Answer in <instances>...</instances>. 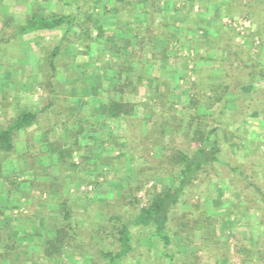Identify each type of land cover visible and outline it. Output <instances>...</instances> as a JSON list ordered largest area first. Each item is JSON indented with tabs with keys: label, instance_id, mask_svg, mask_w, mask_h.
<instances>
[{
	"label": "rangeland",
	"instance_id": "1",
	"mask_svg": "<svg viewBox=\"0 0 264 264\" xmlns=\"http://www.w3.org/2000/svg\"><path fill=\"white\" fill-rule=\"evenodd\" d=\"M6 1L8 4L3 7L5 9L1 8L2 13L14 12L16 8L13 0ZM169 1L173 3L181 1L183 4L189 2V0ZM62 2L63 0H30L29 11L26 12L24 8L23 13L16 12L15 15L24 21L33 11L47 16L56 10V6H61ZM99 2L109 6L117 5L120 9L126 7L125 1L117 3L114 0H77L75 5L62 7V12L78 14L79 24L83 28L79 29L75 26L74 32L66 37L63 36V29L31 34L30 39L26 37V40H30V51L25 54L28 59L27 61L25 59L24 65L18 68L7 66L11 64L10 57L15 55L17 46L16 42L10 41L13 39L10 34L16 30V24L9 20L12 24L5 29L0 19V77L7 83L0 85V128H5L19 112L32 111L37 115L36 121L30 127L15 132L14 149L9 153H0L2 211L0 229L16 231L18 235L14 243L19 248L14 259L9 258L11 263L0 257V264H103L93 250L102 249L105 244L104 240L100 239V235L94 232L98 233L101 230L98 224L106 222V216L114 210L120 214L124 213L123 217L126 218V211L132 212L136 208L146 206L152 193L160 192L172 184L173 177L170 175L174 168L169 157L174 149L191 151L189 136L183 137L181 134L177 136L175 133H170L171 128L159 125L162 121L160 111H164L168 105L152 106L156 98L153 96L156 95L158 88V92L160 88L165 90V86L159 87L156 82L148 83L143 80L139 82L140 86L135 88V92L130 87L124 90V93L119 90L116 93L113 91L114 88L122 87L121 81L116 82L113 79L110 70L119 61L115 57L111 60L105 50L114 40L110 32L112 25L108 23L113 22L115 16L110 15L112 18L109 22L100 17V21H104L102 39H95L93 19L98 12H92L90 7L93 3ZM76 5L84 11L79 10ZM187 6L186 10L189 11L191 3ZM192 10L195 13L201 12V15L205 14L197 26L198 35L206 36L209 30L216 28V25H222L218 11H213L211 8L209 13H205L203 11L205 9L198 2L193 3ZM134 14H129L126 20L121 19V21L137 23V19L134 18L137 11ZM171 15L168 14L164 22L168 25H178L180 32L184 29L181 24L188 25L189 28L194 26L192 15H184L182 11L183 16L175 18L173 16L172 20ZM232 18L245 19L236 14ZM159 21V18L152 17V27L156 28ZM231 27L235 36L231 40L222 42L221 45H228L227 47L232 49V54L236 53L238 60H242L247 66L251 65L252 59L250 57L248 59L245 40L246 35L250 34L254 27L250 22L249 26L243 29ZM224 28L223 35L227 37L228 26L225 25ZM1 29L4 35H1ZM127 35L131 34L127 33ZM181 36V42H185L184 50L193 47L196 48V52H201L200 54L203 55L200 61L197 60L199 61L197 66L200 68L197 77L201 82H205L210 75L207 72L209 67L213 69V77H215V73L221 70L222 46L215 45L210 37L206 41L207 44L199 48L195 43L188 42L189 33L185 30L181 32ZM201 39L204 41V38H199ZM55 46H60V52L56 58V68L52 71L49 66V56ZM133 47L135 44L131 42L130 48ZM191 51L195 54L193 49ZM180 57L170 59L167 65L168 71L165 72L159 71L158 65L153 64L154 69L157 70H154V75L151 72V75L161 82L167 80L168 90L174 94L172 99L175 102L193 96L200 104L203 100L201 86L200 89L196 86L190 72L191 66H183L185 60L181 59L187 57L186 53L183 52ZM259 63L264 65V56L259 58ZM149 65L152 63H148L144 71H147ZM236 65L237 61L228 70L234 83L238 81V75L244 71V69L239 70ZM178 73L180 76H185L184 82L177 83ZM70 96L77 97L75 103L70 102ZM109 96L114 98L121 96L123 100L134 104L136 115L132 117L130 123L127 119L120 118L114 121L106 120L102 127L90 126L89 123L92 121L102 119L97 109L101 103L109 100ZM179 107L180 105H177L176 109ZM150 110L154 113L152 114ZM149 113L148 119L145 115ZM229 118L234 122L227 126L226 122L216 126V133L225 147L224 160L232 167L239 165L244 176H241V179H238V176L230 177V169L224 165L208 167V170L197 177L195 183L185 191L182 203L174 211V218L178 219L189 211L190 206L197 205V209L201 206L202 210L208 212L210 218L218 220L217 223L214 220L215 223L211 226L216 231L218 241L223 244L222 251L219 257H214L213 253L207 250L206 245L204 251L197 252L200 258L198 264L204 262L205 264H243V259L239 257L242 254L240 239L236 240L231 232L232 228L225 227L224 224L237 212L245 213L247 204L245 197H247V205L256 212V219L262 216L258 211L261 206L258 202L260 195L255 193L254 189L256 187L262 191L264 189V160L260 155V151L264 150V114L253 112L245 119H240L238 115H230ZM190 132L188 131L189 134ZM232 135L237 136V142L243 149L255 152L250 156L253 160L257 159V167L250 169V163L245 161L243 153L230 156L237 152L226 146ZM113 139L115 142L119 141L118 145ZM143 161L145 165L141 164ZM246 177L250 185L245 184ZM135 184L137 186H134ZM140 185L141 187L135 190V187ZM129 189L132 192H129ZM63 201L70 212L69 224H66L60 212V204ZM225 208H229L233 214L226 216ZM186 217L191 219V216ZM171 225L174 232L180 231L179 225L185 227L183 233L188 234V239L196 245L195 247L198 248V244L202 245L204 240L192 221L188 225L187 221L174 220ZM51 227L70 228L74 237L70 241L82 242V245H88L89 248L82 256L63 254L60 259L47 262L41 257V242L45 241L46 237L53 236L48 233ZM197 232L200 233L199 239H195ZM220 233L222 234L219 236ZM133 236V245L134 242H138L143 251L152 249V253L146 254L148 256L145 257L144 262L143 258L137 255L130 261L127 259L123 264H169L152 237L151 230L143 228L141 234L133 231ZM177 236L181 237V232ZM12 241L10 239V243ZM144 242L152 246L147 248L148 243L144 245ZM236 243H239V249ZM172 246L170 251L174 252L173 264H191L183 262L189 256V252L184 251L185 245L181 246L173 242ZM2 251L0 248V254L3 253Z\"/></svg>",
	"mask_w": 264,
	"mask_h": 264
},
{
	"label": "trees",
	"instance_id": "2",
	"mask_svg": "<svg viewBox=\"0 0 264 264\" xmlns=\"http://www.w3.org/2000/svg\"><path fill=\"white\" fill-rule=\"evenodd\" d=\"M114 1L117 3L125 1L126 7L120 9L117 5L111 4L109 6L102 2L93 3L90 7L92 12H98L96 18L93 19L94 30L96 31L95 39H102V22L104 21H100V17L102 16L103 19L109 22L110 18L115 16L113 22H107L112 25L110 32H112L114 40L111 44L107 45L105 50L111 60L115 57L119 61V63H116L117 65H114L115 67L110 70H112L113 79L116 82L121 81L120 86L122 87L114 88L113 91L116 93L119 90V92L124 93V90L130 87L133 88L132 90L135 92V88L140 86L139 82L143 80H146L148 83L156 82L159 87L165 86V90L160 88L158 92V88L156 95H152L156 97L154 98V104L152 106L162 105L165 107L168 105L164 111H160L159 115H161L162 121L159 125L161 127L171 128L170 133H175L177 136H180V134L183 137L189 136V148L191 151H184L180 148L174 149L169 157V159H171L170 163L174 168L172 175H170L173 177L172 184L166 186L160 192L152 193L146 206L138 209L136 208L132 212L126 211V218L123 217L124 213L120 214L116 212V210H114V212L110 211L111 213L108 212L109 214L106 216V222L104 221L98 224L101 230L98 231V233L94 231L95 234L100 235V239L104 240V248L93 250L98 256L97 258L102 261L103 264H123L127 259L130 261L131 258L134 259L137 255H140L144 262L146 260L145 257L148 256L146 254L152 253V249L143 251V248L139 246L138 242H134L135 244L133 245L132 241H134L133 231L137 234H141L142 229L146 228L151 230L152 237H154L156 244L159 245L162 251L163 257L169 261V264H173L172 260H174V252H172V250L170 251L173 247V242L177 245L189 246V249L192 248L189 251L187 260H183L184 263L198 264L200 258L197 256V252L198 250L204 251L203 249L206 245L208 247L207 250L213 253L212 255L214 257H219L223 244L218 241L219 238L217 239L215 235L216 231H214L211 226V224L217 223L218 220L212 217L210 218L208 212L202 210L201 206L197 209V205L194 207L190 206V208H188L189 211L185 212V214L178 219L174 218V211L178 205L182 203L185 191L195 183L197 177L208 170V167L224 165L230 169V171L228 170L230 172V177L238 176V179H241V176H244L239 165L232 167L224 160L223 154L225 152V147L221 144L220 137L216 133V130L223 122H226V126L234 122L233 119L229 118L230 115H238L240 119H245L253 112L264 114V65L259 63V58L264 56V0H189V2L186 1L185 4L181 1L173 3L169 0ZM196 2L200 3V6L205 9L203 10L205 13L208 12L209 7L216 8L220 18L225 17L233 19L232 16L236 14L251 23L254 30L246 35L245 40L246 51H248L249 54L248 59H252L251 65L247 66L243 64L240 59L242 64H238L240 61L236 57V53L232 54V49L227 47L228 45H221L222 42L231 40V38L235 36V33H232L234 32L232 27L224 23L222 21L223 18H219L222 25H216V28L211 31L209 30L206 36L202 34L198 35L197 26L205 14L201 15L200 12L195 13L192 10V5ZM189 3H191V8L187 11L186 7H188L187 5ZM75 4H77V0H63L61 6H56V10L49 13L47 16L37 11L31 12L22 25H16L14 36L38 31L50 32L56 29H63V36H68V34L74 32L75 26L79 29L83 28V26L79 24L78 14L66 13L61 10L64 6L70 7ZM76 6L78 7V5ZM78 8L81 10V7ZM81 11H84L83 8ZM119 11L121 12L119 13ZM135 11H137V14L134 18L137 19V23L130 20V22L121 21V19L126 20L129 14L131 15L133 13V15H135ZM169 11H171V13H169ZM182 11L184 15H192L194 23V26L190 28L187 27L188 25L185 26L181 24L183 26L182 28H184L183 31L185 30L189 33V37L187 36L189 39L188 42H193L201 48L207 44V39L211 37L215 45L218 47H220V45L222 46L221 52L223 60L220 62L221 70L219 73H215V77H213V69L209 67L207 72L210 75L208 77L205 76L207 77L205 82H201L200 78L197 77L198 70L200 69L197 63L202 59V53L196 52V48L193 47H187V49L184 50L185 42H181V32L183 31L180 32V28L176 24L168 25L167 22H164L168 14H172L170 17L171 20L173 16L174 18L183 16ZM110 15L112 16L110 17ZM152 17L160 19L156 28L152 27ZM1 20L4 24H9V21L5 19ZM225 25L228 26L227 37L223 35L225 34L223 31ZM127 33L131 35H127ZM199 38H204V41H202L203 39L199 40ZM131 42L135 44V47L132 49L130 48ZM208 47L210 50V46ZM192 49L195 54L191 51ZM59 52L60 46H55L49 56V66L52 71L56 68L55 62ZM183 52H185L187 56L181 59L185 60L183 61V66H191L190 72L194 77L193 80H195L194 82L196 86H199V89L201 86L203 100L200 104L196 102L197 99H194L193 96L189 97V99L186 97L187 99L185 98L181 100V102H175L174 99H172V95L174 94L168 90L167 80L161 82L158 81L157 77H152L151 75V72L153 74L155 70L153 64H157L161 72L168 71L167 65L170 59L176 58L177 56L181 58L180 56ZM235 61H237L236 66L239 70L244 69V71L238 75L239 79L236 83H234L231 74L229 75L228 72L230 66L233 65ZM148 63H152V65H149L147 71H144ZM176 81L177 83L184 82L185 76H180V73H178ZM153 97L150 98L153 99ZM177 105H180L179 109H176ZM97 111L102 116V119H100L101 121L99 120L100 122L94 120L89 123L92 127H102L106 120L114 121L120 118L127 119V122L130 123L132 117L136 115V106L123 100L121 96L119 98L109 96V100L101 103ZM150 111H152V114L154 113L153 110ZM36 116L37 115L32 111H22L19 112L5 128H0V153H9L14 149L13 137L15 132L30 127L36 121ZM145 117L149 119L150 113L146 114ZM171 121L173 122L171 123ZM194 126L198 129L196 130ZM165 130L166 129H164V131ZM188 131H191L190 134ZM236 137V135H232L231 140L226 143V146L228 145L230 149L237 151L233 155L230 154V156L232 157L237 153H243L245 161L247 160L250 163L249 168L252 169L257 167V159L253 160L250 156L254 155L255 152L243 149L242 145L237 142L238 139H236ZM114 143L118 145L119 141H114ZM76 150H78V148ZM260 155L261 159L263 158L262 160H264V150L260 151ZM228 159L230 160V158ZM141 164L145 165V161ZM245 184H251L247 180V177L245 178ZM256 185H258V183ZM134 186H137V184ZM140 187L141 185L135 187V190ZM129 190V192H132L131 189ZM254 190L255 193L260 195V201L258 202L261 206L262 204L264 205V191L259 187H256ZM245 200L248 204L247 197H245ZM247 204L245 205V209H251V206ZM60 212L62 213L63 220L67 224L70 219V212L64 201L60 204ZM224 213L226 216L233 214L229 208H225ZM0 215H2L1 209ZM186 216H191V219ZM200 218L202 220H200ZM174 220L187 221L188 225L191 221L195 223V228L199 229L204 240L202 245L199 246L198 244V248L195 247L196 245L188 239V234L183 233L185 232V227L182 228L179 225L178 229L181 228L180 231L174 232L171 225V222ZM180 232L182 234L181 237L177 236ZM48 233L53 234V236H48L45 241L41 242V257L47 262H52V260L55 259L58 260L63 254L68 256H82L89 248L88 245H82V242L70 241V239H74L73 230L70 228L51 227L48 229ZM17 235L18 233L14 230L0 229V248L3 250L0 257L2 260L7 259L11 263L10 259H14L18 254L17 250L19 248L16 247L14 243L17 241ZM10 239L13 240V244L10 243Z\"/></svg>",
	"mask_w": 264,
	"mask_h": 264
},
{
	"label": "crops",
	"instance_id": "3",
	"mask_svg": "<svg viewBox=\"0 0 264 264\" xmlns=\"http://www.w3.org/2000/svg\"><path fill=\"white\" fill-rule=\"evenodd\" d=\"M14 2V6H15V10L14 12H4L2 13L1 8H3L5 5H7V1L6 0H0V19H5L6 21H11L12 23H15L17 26L22 25L25 21L21 19V17L16 16L17 13L16 12H24V8L26 9V12L29 11V7H30V0H13ZM178 6V5H177ZM211 7L208 8V12H210ZM213 11H217L216 8H212ZM21 13V14H22ZM201 13V12H200ZM16 14V15H15ZM1 15L3 16V18H1ZM219 16V15H218ZM14 19V20H13ZM225 19V18H224ZM9 21V24H4V27H6L5 29H7V27L11 26V22ZM15 21V22H13ZM56 30H60V29H56ZM56 30L50 31V32H54ZM110 29H108L109 31ZM64 31V30H63ZM14 32L15 30H13L11 32V37H13V39L9 40L16 42L17 46L15 48V56L10 57L11 60V64L7 65L9 66V68H13V67H21L24 64V60L26 59L27 61V57H26V53L29 52V41L30 40H26V37H28L30 39L31 34L32 35H36L39 33H46V31H38V32H33V33H29V34H24V35H17L14 36ZM1 35H4L2 33V29H1ZM7 41V40H4ZM4 79L2 77H0V85L1 83L4 85H6V82H3ZM10 83V82H9ZM13 83V82H11ZM18 83V81H17ZM70 102L75 103L74 100H77V97H69ZM264 191V189H263ZM250 209V208H249ZM248 208L245 210V213H237L234 217H232V219H229L227 221V223H225V227H230L231 232L234 235V238L237 240L238 238L240 239V247L241 250L240 252L242 254L239 255V257L241 259H243V264H264V205L262 204V206L259 207L258 211L262 214V216L258 219H256V212L252 211V209L249 210ZM234 229V230H233ZM237 231V232H236ZM222 233L219 234V236ZM199 235L200 233H196L195 239L198 238L199 239ZM224 235V233H223ZM146 240V239H145ZM147 241V240H146ZM148 242H144L143 244H147ZM237 248L239 249V243H236ZM152 246V244L148 243L147 248ZM191 249H189V246H186V248H184V251L189 252ZM239 252V253H240ZM207 254V253H205ZM205 264V262L203 263Z\"/></svg>",
	"mask_w": 264,
	"mask_h": 264
},
{
	"label": "built area",
	"instance_id": "4",
	"mask_svg": "<svg viewBox=\"0 0 264 264\" xmlns=\"http://www.w3.org/2000/svg\"><path fill=\"white\" fill-rule=\"evenodd\" d=\"M224 23H226L227 25H230V26H233V27H236L238 29H243L245 27H248L249 26V22H247L245 19L244 20H238V19H228V18H225L224 19Z\"/></svg>",
	"mask_w": 264,
	"mask_h": 264
}]
</instances>
